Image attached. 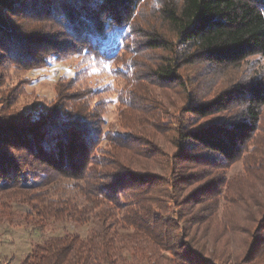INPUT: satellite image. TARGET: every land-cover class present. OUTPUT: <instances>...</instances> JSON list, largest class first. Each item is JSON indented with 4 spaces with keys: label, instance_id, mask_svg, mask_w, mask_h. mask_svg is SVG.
<instances>
[{
    "label": "trees",
    "instance_id": "obj_1",
    "mask_svg": "<svg viewBox=\"0 0 264 264\" xmlns=\"http://www.w3.org/2000/svg\"><path fill=\"white\" fill-rule=\"evenodd\" d=\"M74 56L126 81L122 134L103 132L79 74L13 109L12 71ZM12 203L39 232L99 226L19 264H264V0H0L1 212Z\"/></svg>",
    "mask_w": 264,
    "mask_h": 264
},
{
    "label": "rangeland",
    "instance_id": "obj_2",
    "mask_svg": "<svg viewBox=\"0 0 264 264\" xmlns=\"http://www.w3.org/2000/svg\"><path fill=\"white\" fill-rule=\"evenodd\" d=\"M118 37L119 35L108 32L102 39L101 49H109L113 53L120 42ZM260 64H263L262 60H260ZM76 74L80 75L82 87H91L94 90L91 103H98L104 109L103 132L122 134L124 131L120 127V113L125 108L123 104L128 102V94L124 92L127 86L126 81L121 77L114 76L109 68L92 69L85 61L75 56L52 61L48 67L38 70L12 71L8 87L16 90V94L12 96L13 101L17 99L15 105L13 104V109L22 111L30 106L49 102L55 96L57 82L60 79L68 80ZM226 174L230 178L236 175L242 177L244 174L243 163L236 162L229 167ZM33 185L35 183L29 180L24 183L23 187L27 189ZM9 210L11 216H7L0 210V264H19L35 244L52 236L63 233H78L81 236H86L94 230L99 231L95 220L90 219L81 226L79 224L55 223L50 229L39 232L32 229L33 218H30L31 222L29 223L13 216L17 214L16 211L25 213V207L12 203ZM238 216L242 221V211Z\"/></svg>",
    "mask_w": 264,
    "mask_h": 264
}]
</instances>
